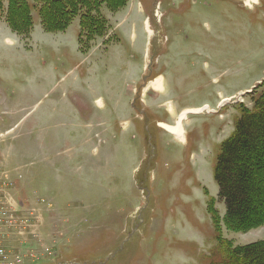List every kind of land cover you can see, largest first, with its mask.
I'll use <instances>...</instances> for the list:
<instances>
[{
	"label": "rangeland",
	"instance_id": "374dc122",
	"mask_svg": "<svg viewBox=\"0 0 264 264\" xmlns=\"http://www.w3.org/2000/svg\"><path fill=\"white\" fill-rule=\"evenodd\" d=\"M100 12L109 29L87 52L79 16L47 32L32 7L26 40L0 19V169L27 219L2 253L27 264H217L206 202L224 216L215 156L239 106L264 91V0H128ZM181 113L179 140L165 125ZM221 234L243 245L264 225Z\"/></svg>",
	"mask_w": 264,
	"mask_h": 264
},
{
	"label": "trees",
	"instance_id": "16d2710c",
	"mask_svg": "<svg viewBox=\"0 0 264 264\" xmlns=\"http://www.w3.org/2000/svg\"><path fill=\"white\" fill-rule=\"evenodd\" d=\"M127 1L32 0L31 5L28 0H8L4 8V0H0V19L4 16L10 29L26 40L33 26L32 7L37 8L41 25L47 32L64 31L79 16V49L87 52L90 42L105 36L109 29L101 7L117 11ZM239 107L234 130L221 142L213 168L225 214L223 217L218 214L213 197L207 200L206 208L221 250L217 264H264V238L233 246L221 234L222 227L243 231L264 225V91L252 97L251 107Z\"/></svg>",
	"mask_w": 264,
	"mask_h": 264
},
{
	"label": "built area",
	"instance_id": "2783aa9c",
	"mask_svg": "<svg viewBox=\"0 0 264 264\" xmlns=\"http://www.w3.org/2000/svg\"><path fill=\"white\" fill-rule=\"evenodd\" d=\"M10 190L11 182L7 177V172L0 169V264H24V259L20 256L9 258L2 253L7 231L18 227L25 232L27 226V219L17 214L21 207L14 201Z\"/></svg>",
	"mask_w": 264,
	"mask_h": 264
},
{
	"label": "bare ground",
	"instance_id": "6f19581e",
	"mask_svg": "<svg viewBox=\"0 0 264 264\" xmlns=\"http://www.w3.org/2000/svg\"><path fill=\"white\" fill-rule=\"evenodd\" d=\"M254 1V0H253ZM150 85L154 89H161V78L157 77L154 80L150 81ZM223 101H228V99H224ZM185 113H181L178 115V117L175 120V124L173 126L165 125V128L170 131L177 139L182 140L183 139V129L180 125L181 119L184 117Z\"/></svg>",
	"mask_w": 264,
	"mask_h": 264
},
{
	"label": "crops",
	"instance_id": "0c3cea01",
	"mask_svg": "<svg viewBox=\"0 0 264 264\" xmlns=\"http://www.w3.org/2000/svg\"><path fill=\"white\" fill-rule=\"evenodd\" d=\"M161 77V76H160Z\"/></svg>",
	"mask_w": 264,
	"mask_h": 264
}]
</instances>
